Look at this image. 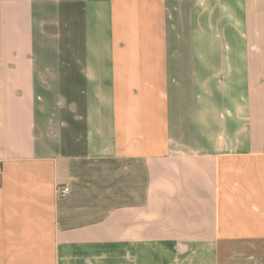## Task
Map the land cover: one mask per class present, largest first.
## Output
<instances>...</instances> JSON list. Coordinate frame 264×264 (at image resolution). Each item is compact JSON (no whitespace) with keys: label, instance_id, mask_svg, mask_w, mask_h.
Segmentation results:
<instances>
[{"label":"crops","instance_id":"crops-1","mask_svg":"<svg viewBox=\"0 0 264 264\" xmlns=\"http://www.w3.org/2000/svg\"><path fill=\"white\" fill-rule=\"evenodd\" d=\"M0 264H264V0H0Z\"/></svg>","mask_w":264,"mask_h":264},{"label":"built area","instance_id":"built-area-1","mask_svg":"<svg viewBox=\"0 0 264 264\" xmlns=\"http://www.w3.org/2000/svg\"><path fill=\"white\" fill-rule=\"evenodd\" d=\"M70 189L68 187H63L58 189V194L60 197H66L69 195Z\"/></svg>","mask_w":264,"mask_h":264}]
</instances>
